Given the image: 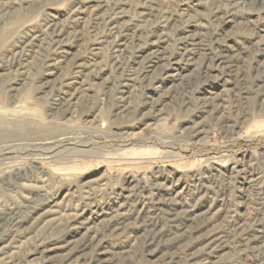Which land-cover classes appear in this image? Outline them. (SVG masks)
<instances>
[{
    "label": "rangeland",
    "instance_id": "374dc122",
    "mask_svg": "<svg viewBox=\"0 0 264 264\" xmlns=\"http://www.w3.org/2000/svg\"><path fill=\"white\" fill-rule=\"evenodd\" d=\"M0 264H264V0H0Z\"/></svg>",
    "mask_w": 264,
    "mask_h": 264
},
{
    "label": "bare ground",
    "instance_id": "6f19581e",
    "mask_svg": "<svg viewBox=\"0 0 264 264\" xmlns=\"http://www.w3.org/2000/svg\"><path fill=\"white\" fill-rule=\"evenodd\" d=\"M3 217V216H2Z\"/></svg>",
    "mask_w": 264,
    "mask_h": 264
}]
</instances>
